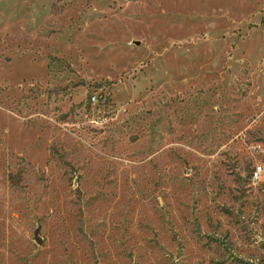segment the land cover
<instances>
[{
	"label": "rangeland",
	"instance_id": "obj_1",
	"mask_svg": "<svg viewBox=\"0 0 264 264\" xmlns=\"http://www.w3.org/2000/svg\"><path fill=\"white\" fill-rule=\"evenodd\" d=\"M0 264H264V0H0Z\"/></svg>",
	"mask_w": 264,
	"mask_h": 264
},
{
	"label": "built area",
	"instance_id": "obj_2",
	"mask_svg": "<svg viewBox=\"0 0 264 264\" xmlns=\"http://www.w3.org/2000/svg\"><path fill=\"white\" fill-rule=\"evenodd\" d=\"M262 172L261 167H255L254 170L251 173V180L252 181H257L260 178Z\"/></svg>",
	"mask_w": 264,
	"mask_h": 264
},
{
	"label": "water",
	"instance_id": "obj_3",
	"mask_svg": "<svg viewBox=\"0 0 264 264\" xmlns=\"http://www.w3.org/2000/svg\"><path fill=\"white\" fill-rule=\"evenodd\" d=\"M35 241L38 242V238H35Z\"/></svg>",
	"mask_w": 264,
	"mask_h": 264
}]
</instances>
